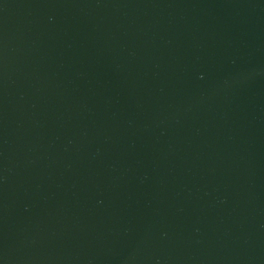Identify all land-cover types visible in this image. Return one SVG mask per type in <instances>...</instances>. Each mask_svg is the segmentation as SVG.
I'll list each match as a JSON object with an SVG mask.
<instances>
[{
	"label": "water",
	"instance_id": "1",
	"mask_svg": "<svg viewBox=\"0 0 264 264\" xmlns=\"http://www.w3.org/2000/svg\"><path fill=\"white\" fill-rule=\"evenodd\" d=\"M0 264H264V0H0Z\"/></svg>",
	"mask_w": 264,
	"mask_h": 264
}]
</instances>
